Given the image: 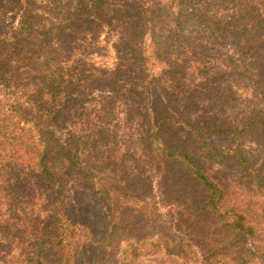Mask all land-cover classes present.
<instances>
[{
    "label": "trees",
    "instance_id": "16d2710c",
    "mask_svg": "<svg viewBox=\"0 0 264 264\" xmlns=\"http://www.w3.org/2000/svg\"><path fill=\"white\" fill-rule=\"evenodd\" d=\"M24 1L18 25L0 32V239L27 252L29 264H134L165 247L177 264H264L263 218L253 207L252 213L240 209L220 172L207 165L235 161L264 198L262 166L241 141L264 137V112L251 97L264 93V0H198L206 6L237 3L232 15L223 8V18L180 1L174 30L185 41L183 51L162 73L157 63L172 43L164 32L156 34L152 0H114L109 22L126 28L115 43L120 61L114 78L104 74L92 82L115 87L126 81L127 113L121 118L102 103L89 124L74 125L63 140L55 126L70 116L78 87L54 49L33 34L37 0ZM212 37L234 48L225 54L222 73L239 83L243 99L234 96L230 103L228 85L215 83L220 75L204 77ZM189 68L199 78L190 87L182 77ZM202 96L220 113L198 112ZM243 101L246 114L227 111ZM134 119L139 150L129 139L120 144V129ZM138 164L139 174L132 167ZM150 166L161 173L166 195L173 196L198 246L172 242L165 233L148 235V226L160 220L156 204L145 199L152 186L143 172Z\"/></svg>",
    "mask_w": 264,
    "mask_h": 264
},
{
    "label": "rangeland",
    "instance_id": "374dc122",
    "mask_svg": "<svg viewBox=\"0 0 264 264\" xmlns=\"http://www.w3.org/2000/svg\"><path fill=\"white\" fill-rule=\"evenodd\" d=\"M113 1L37 0L39 6L36 10L37 21L33 26V34L37 39H42L45 44L50 45L54 49L55 57L65 65L63 66L66 67L64 69L68 76L70 78L73 76L71 80L77 84L74 87H78L74 95L79 100L75 103L74 108L72 107L73 110L70 112V116L64 121V124L55 126L62 140L66 138L67 133L74 125L89 124L85 123V121L94 117V109L102 103L110 108L111 113H113V109L114 113L120 115L121 118L125 117L127 113L128 102L124 94L129 86L126 81L119 82L122 86L116 85L115 87L110 83L92 82L94 77L103 76L104 74L114 78L115 67L117 68V63L120 61V53L117 51L115 43L120 37V33L126 28L122 22L116 20L113 24L109 22L108 16L112 11ZM180 1L181 6H188L189 10L201 7L208 15L215 12L220 18H223V8L225 9V14L232 15L238 7L237 3L231 2L225 4L218 2L216 5L206 6L198 0H152L151 5L157 23L156 34L159 37L164 32L168 39L171 37L169 40L172 43V47H168L163 53L162 61L157 63L156 69L160 73L175 66L173 63L179 61L183 51L182 46L185 41L179 34H175L174 30L175 15L180 9ZM24 3V0H0V32H10L18 25ZM202 6L207 8L204 9ZM167 30L171 34L167 33ZM208 42L212 48H210L203 59L205 61L204 77L212 78L214 74H217V78L220 75L218 82L216 79L215 83L228 85L226 93L231 94L230 103H233L231 99L234 96L243 99L245 94H243L242 88H238L239 83L233 82L231 77H227L222 73V68H226L223 62L225 60L228 62L229 60L225 54H232L234 52L233 46L226 44L222 37H212L208 39ZM148 43L152 47H156V40L151 35H149ZM182 73V77L188 87L198 82L199 78L194 71H190V68L183 69ZM233 90L235 95L232 94ZM262 96H264L263 92L260 94L259 92H253L251 97H255V105L264 112V97ZM111 98L113 102H111ZM198 108V112L211 111L220 113L221 111V107L212 105L203 96L199 99ZM234 110L244 115L246 114L245 112L249 111V108L247 103L243 101L236 104V107L229 105L227 108L230 113ZM120 130L125 133L120 144L124 146L125 142L128 141L127 139H129L128 143L132 147L137 145L139 150L140 127L137 120L134 119V121L127 123L126 127L124 125ZM241 141L244 149L251 151V153L253 151L255 157L259 160L258 165L262 166L264 172V137L260 135L253 137L252 135L244 136ZM225 143L226 141L224 140L223 145ZM113 144L114 142H110L109 145ZM207 165L220 172L219 181L223 183L231 197L238 203L240 209L252 213L253 207L255 213L263 218L264 221V198L255 191L256 182L252 179V176L246 174L235 161L215 159L207 162ZM132 167H135L134 170L137 174L142 169L140 164ZM143 176L152 186V189L150 188L148 194L145 195L147 197L145 199L151 204L154 202L160 213V220L148 226V235L156 237L165 233L172 237V242L183 241L198 246V237L180 219L178 204L173 200V196L166 195L162 185L163 178L161 173L153 166H150L143 172ZM262 235L264 237V231ZM263 237L260 240V250H264ZM10 249H12L11 252ZM197 249L199 255H204V251L198 247ZM0 250V264H29L27 252L20 251L18 246L9 245L6 241L0 239ZM167 251L168 247H165L162 252L156 254H142L140 258L134 260V264H177V258L165 256L168 255ZM49 259L54 260L55 256L49 255ZM250 264L263 263L258 260Z\"/></svg>",
    "mask_w": 264,
    "mask_h": 264
}]
</instances>
